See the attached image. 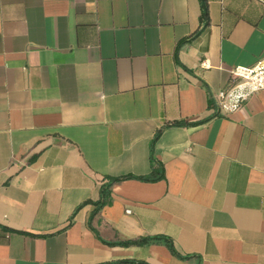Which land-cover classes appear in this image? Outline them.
<instances>
[{
  "label": "crops",
  "instance_id": "crops-1",
  "mask_svg": "<svg viewBox=\"0 0 264 264\" xmlns=\"http://www.w3.org/2000/svg\"><path fill=\"white\" fill-rule=\"evenodd\" d=\"M263 56L264 0H0V264H264Z\"/></svg>",
  "mask_w": 264,
  "mask_h": 264
},
{
  "label": "built area",
  "instance_id": "built-area-1",
  "mask_svg": "<svg viewBox=\"0 0 264 264\" xmlns=\"http://www.w3.org/2000/svg\"><path fill=\"white\" fill-rule=\"evenodd\" d=\"M228 81L225 87L211 93L215 108L224 113L241 109L252 94L264 90V56L252 65L231 68Z\"/></svg>",
  "mask_w": 264,
  "mask_h": 264
},
{
  "label": "trees",
  "instance_id": "trees-1",
  "mask_svg": "<svg viewBox=\"0 0 264 264\" xmlns=\"http://www.w3.org/2000/svg\"><path fill=\"white\" fill-rule=\"evenodd\" d=\"M190 122L186 121V120H180V121H174L172 124L175 125H185V124H189ZM162 128H158L152 138V142L159 136L160 132H161ZM159 166V165H158ZM163 176L162 171L159 167H152V171L150 172V174L148 175H140V176H135L132 174H125L122 176H118V177H110L109 181L106 185L105 188H109V186H111L112 183L116 182V181H120L123 179H127V178H136V179H140V180H148V181H153V180H157L159 178H161ZM104 196H102L101 200L98 201V205L102 206L105 202L104 200ZM163 237L160 236H154V237H141V238H136V239H131V240H124V241H116V242H109V243H117V244H123V245H128V244H146L148 242L151 241H155L158 239H161ZM167 244L169 245V247L173 250V246L172 244L168 241V239L163 238Z\"/></svg>",
  "mask_w": 264,
  "mask_h": 264
}]
</instances>
